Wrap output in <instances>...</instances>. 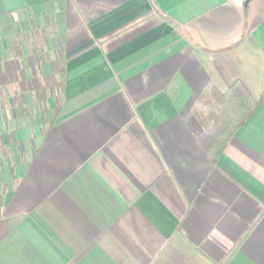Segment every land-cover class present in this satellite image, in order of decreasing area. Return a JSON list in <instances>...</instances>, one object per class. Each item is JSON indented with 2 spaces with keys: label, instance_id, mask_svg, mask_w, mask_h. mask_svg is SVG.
<instances>
[{
  "label": "crops",
  "instance_id": "crops-1",
  "mask_svg": "<svg viewBox=\"0 0 264 264\" xmlns=\"http://www.w3.org/2000/svg\"><path fill=\"white\" fill-rule=\"evenodd\" d=\"M0 264H264V0H0Z\"/></svg>",
  "mask_w": 264,
  "mask_h": 264
}]
</instances>
